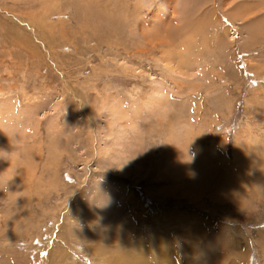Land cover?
Masks as SVG:
<instances>
[{"label":"rangeland","instance_id":"obj_1","mask_svg":"<svg viewBox=\"0 0 264 264\" xmlns=\"http://www.w3.org/2000/svg\"><path fill=\"white\" fill-rule=\"evenodd\" d=\"M0 264H264V0H0Z\"/></svg>","mask_w":264,"mask_h":264}]
</instances>
